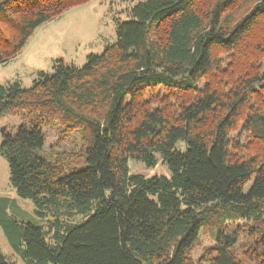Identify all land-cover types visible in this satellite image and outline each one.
Listing matches in <instances>:
<instances>
[{"label": "trees", "instance_id": "trees-1", "mask_svg": "<svg viewBox=\"0 0 264 264\" xmlns=\"http://www.w3.org/2000/svg\"><path fill=\"white\" fill-rule=\"evenodd\" d=\"M86 1L0 0V63ZM115 35L0 83V117L22 116L1 129L9 182L46 217L0 213L9 244L25 264H264V0H137ZM45 128L72 146L44 150ZM158 157L167 175L129 170Z\"/></svg>", "mask_w": 264, "mask_h": 264}, {"label": "rangeland", "instance_id": "rangeland-1", "mask_svg": "<svg viewBox=\"0 0 264 264\" xmlns=\"http://www.w3.org/2000/svg\"><path fill=\"white\" fill-rule=\"evenodd\" d=\"M137 0H88L76 4L55 18L37 26L30 35L21 51L12 59L0 63V83L17 80L21 86L29 87L38 70L51 73L53 63L57 58L65 62L81 66L86 62L89 53H100L103 48L115 42V28L117 21L128 19L129 7ZM22 122L21 115H3L0 117L1 129L13 132ZM44 150L51 148H69L72 142L69 139L58 141L56 130L45 128ZM233 139H244L243 133L231 134ZM63 142V143H62ZM58 145V146H57ZM130 172L142 173L145 176L152 174H168L167 167L157 158L152 168L143 163L129 160ZM0 213L4 217L20 221H29L37 224H46V217L35 213V207L28 198L18 196L9 182L7 160L0 155ZM1 201V200H0ZM230 224L229 229H235L236 224ZM241 238V237H240ZM239 239V241H241ZM214 242V227L202 228L193 244L192 255L198 256L205 247ZM0 251L9 261L25 264L20 254L9 244L2 226L0 225Z\"/></svg>", "mask_w": 264, "mask_h": 264}]
</instances>
